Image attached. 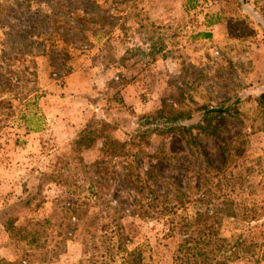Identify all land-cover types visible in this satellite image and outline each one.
Instances as JSON below:
<instances>
[{
	"label": "rangeland",
	"instance_id": "obj_1",
	"mask_svg": "<svg viewBox=\"0 0 264 264\" xmlns=\"http://www.w3.org/2000/svg\"><path fill=\"white\" fill-rule=\"evenodd\" d=\"M219 106L196 151L143 117ZM137 180L239 235L224 264H264V0H0V264H135V245L174 264L180 231L135 215Z\"/></svg>",
	"mask_w": 264,
	"mask_h": 264
},
{
	"label": "trees",
	"instance_id": "obj_2",
	"mask_svg": "<svg viewBox=\"0 0 264 264\" xmlns=\"http://www.w3.org/2000/svg\"><path fill=\"white\" fill-rule=\"evenodd\" d=\"M201 37L207 38L209 37V33L203 32ZM226 109L227 106L204 108L196 117L193 118V116H190L189 114L182 115L178 113L174 115L170 112H165L164 108L160 107L156 111L155 115H153V119L152 117H149V115L143 117H145L144 120L149 119L147 120L148 122L153 120L158 121L160 117H163L165 123L167 121L177 120V122H182V124L168 126V129L169 131H176L174 133L179 135L186 146L191 149V151H196L198 149V144L195 134L205 137L211 136L213 133L209 132V128L212 127L211 120ZM199 121H201V123ZM87 127L88 126L83 127L81 132H79V138H83L85 141L95 142L97 140L96 138H98L100 134H96L94 130H89ZM36 128L37 126L34 127V129ZM193 128L198 132H191ZM152 133L164 134V132ZM141 134H144V132ZM107 143L116 145L119 148H122L123 146L122 142H118L114 138L110 137L106 138L102 142L103 145ZM154 156L161 159L164 157L161 151L154 153ZM148 177L153 181V183H158V185L164 187V192L166 191V186L163 184L164 180L159 177L158 173L153 172L152 174H149ZM129 184L131 187H135V192L139 195V197L135 199V215L141 218H157L166 215L167 228L170 231L169 233L180 231L181 237L177 243L175 254L173 255L174 264H224L228 261L237 260L238 258L242 259L245 257V253L248 252V248L244 246V240L239 238V235H237L231 242L229 241V238L221 236L218 232V228L214 227L213 223L215 224L216 220L220 221V218L209 215L207 211H197L191 216L176 213L174 209L175 205H157L153 202L155 201L156 196L159 195V192H157V190L153 188L147 180H137ZM198 189H200V187H198ZM147 195H150V197H147ZM184 201L187 200L177 197L175 204L177 206L179 205L178 207H182L184 205ZM227 215L232 217V213ZM250 217L243 216L242 218L249 221L251 220ZM118 235L119 243L123 244L127 239V236L124 237L122 235L121 237V234ZM142 250L141 246L135 245L134 249L126 252V255L129 256L130 261L135 259V264H145L143 262ZM260 258L264 259V250H262ZM131 263L134 264V262Z\"/></svg>",
	"mask_w": 264,
	"mask_h": 264
}]
</instances>
